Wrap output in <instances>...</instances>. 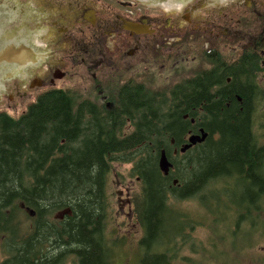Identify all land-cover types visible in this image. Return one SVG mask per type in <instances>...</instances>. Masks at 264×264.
I'll use <instances>...</instances> for the list:
<instances>
[{
	"label": "flooded vegetation",
	"instance_id": "1",
	"mask_svg": "<svg viewBox=\"0 0 264 264\" xmlns=\"http://www.w3.org/2000/svg\"><path fill=\"white\" fill-rule=\"evenodd\" d=\"M54 94H74L68 107L76 127L64 128L59 138L54 137L59 142L55 149L42 154L44 167L52 165L53 156L61 159L52 171L34 170L38 177L16 185L47 192L32 205L19 202L20 240H32L17 251L33 253L35 263L77 264L78 254L85 252V209L74 214L71 207L76 201L69 196L70 190L83 189L84 184L71 183V154L83 147L89 133H109L110 127L114 140L143 144L142 151H114V158L143 157L147 168L151 138L166 134L168 146L156 155L171 187L181 185L179 174H188L184 164L190 162L197 173L200 158L218 156L224 146L231 147V132H239V152L212 172L223 175L222 192L226 202L231 194L227 203L236 207L237 227L249 220L241 219V206H255L260 213L264 0H36L30 4L0 0V115L19 118L42 97ZM172 116L175 119L168 120ZM152 122L158 126L155 130ZM224 128L226 137L221 133ZM203 131L204 140L191 144ZM98 138L111 141L107 136ZM162 151L172 163L167 175L159 165ZM241 154L251 161H241ZM134 165V161H115L105 175L106 189L113 181L116 194H108L99 230L90 240L110 263L115 246L129 244L124 223L132 221L138 228L134 244L129 245L143 248L139 264L150 247L133 201V193L149 189V183L132 170ZM217 184L207 182L205 190ZM174 200L169 202L173 210L192 219V226H185V237L178 238L179 249L183 242L194 241L198 226L209 230L201 245L209 244L213 226L194 220L212 211L207 205L213 199L195 195L191 200ZM185 202L194 204L189 212L182 205ZM118 217L126 219L115 222ZM192 248L195 253L194 243Z\"/></svg>",
	"mask_w": 264,
	"mask_h": 264
},
{
	"label": "trees",
	"instance_id": "2",
	"mask_svg": "<svg viewBox=\"0 0 264 264\" xmlns=\"http://www.w3.org/2000/svg\"><path fill=\"white\" fill-rule=\"evenodd\" d=\"M73 101L74 94L66 97L59 94L46 95L39 100L36 106L19 118L6 113L0 115V238L3 239V247L8 250L7 258L0 264H32L29 254L17 251L18 247L26 246L32 240L31 238L20 240L18 230L23 212L19 202L24 200L27 205H32L35 199L47 195V192L38 191L35 188L20 189L16 185L20 182L29 183L33 177H38L39 175H36L34 170L49 172L57 166L61 159L53 156L52 165L44 167L45 158L42 154L55 149L59 142L54 137L59 138V134L64 128L70 130V128L76 127V124H72L68 107L69 102ZM159 113L168 114L170 112L161 111ZM170 119L175 118L172 116L168 118V120ZM156 127L158 126L152 122L151 129L155 130ZM221 133L225 137L229 135L225 128ZM87 136L83 147L77 153L72 152L70 164L71 183L74 185L84 184L83 189L70 190L71 201H76L71 208L77 216L81 209H85L88 224L87 246L85 252L82 251L78 254L77 264H111L108 260L109 256L98 250L90 238L98 232L99 224L105 214V200H108L109 197L107 185L105 186V175L111 172L109 168L114 167L115 161H134L135 165L132 170L149 183V189H140L133 193L137 221L147 233L146 240L150 243L141 264H175L180 250L178 238L185 237L188 231L185 226H192V219L173 210L169 202L175 201L174 199L191 200L195 195L206 200L213 199L212 197L217 198L218 193L223 191V175L213 173L212 168H222L229 158L233 159V153L239 152L240 133L231 132V147L224 146L218 156L200 158L197 173L191 170L190 162L184 164L188 171L187 178L183 180L182 175L179 174L181 185L176 187H171L169 177L164 176L157 165L156 152H160L163 147L167 148L168 146L166 134L151 138L149 168L144 165L143 157L114 158V151L143 150L142 142L135 140L133 144H128L114 140V127L109 128V133L93 132ZM98 136L111 137V141L99 139ZM240 149L242 150L241 147ZM230 152L231 155H228ZM240 158L243 162L251 161L250 156H246V154H241ZM196 174L199 176V180H197ZM207 182L218 184L210 190H205ZM53 193L55 192H48V195H53ZM207 208L210 209V205H207ZM256 211L258 208L253 206H241L238 213L241 215V219L246 218L253 222L251 227H254ZM210 213L212 211L203 214L215 223V218ZM186 222H188L187 225ZM214 223L210 224L214 226ZM76 224V230H78V220ZM90 224L91 226H89ZM34 264L45 263L34 262Z\"/></svg>",
	"mask_w": 264,
	"mask_h": 264
},
{
	"label": "rangeland",
	"instance_id": "3",
	"mask_svg": "<svg viewBox=\"0 0 264 264\" xmlns=\"http://www.w3.org/2000/svg\"><path fill=\"white\" fill-rule=\"evenodd\" d=\"M35 1L36 0H27L28 4L34 3ZM115 166L119 167L118 164ZM124 167L128 170L130 165L126 163ZM181 175L183 180L187 178L185 173H181ZM239 191L240 190L237 189V195ZM115 192L116 188H114V183L112 181L108 186L107 194L114 197ZM218 197H212L213 200L210 202L212 210L210 214L215 218V223L209 220L207 216L201 214L196 215V220H194L195 222L214 223L212 232L209 235V244L201 245L202 242L207 240L209 230L206 227L198 226L194 233V241L189 239L187 242H183L184 244L179 250L180 259L177 261L175 260V264H263L264 205L260 209V213L254 214V227H251L252 222L250 220L241 223L239 227H237L236 207L227 203L232 200L231 194H229L227 202L225 201L226 196L224 192L218 193ZM225 203L228 207L224 205ZM182 205L188 212L189 207L194 206V204L190 202L182 203ZM220 213H222V215H220ZM125 219L118 217L115 222L122 223ZM131 222L132 221L122 224V231L125 233L126 238H129L127 242L129 244H134L133 237L139 234V232L137 226L131 225ZM258 242L260 243L257 244ZM193 243L196 250L195 253L192 248ZM129 244H118V246H115L111 264H139L140 254H142L143 248L140 247V249L136 250L133 245ZM253 245H255L253 248L249 247ZM3 246V239L0 238V262H3L8 255V250Z\"/></svg>",
	"mask_w": 264,
	"mask_h": 264
},
{
	"label": "water",
	"instance_id": "4",
	"mask_svg": "<svg viewBox=\"0 0 264 264\" xmlns=\"http://www.w3.org/2000/svg\"><path fill=\"white\" fill-rule=\"evenodd\" d=\"M207 132L203 131L202 136H197L196 138L191 139V144L196 143L197 141L204 140V137L206 136ZM191 144H188L187 147L191 146ZM160 169L162 172L167 175L172 167V163L169 161L168 157L166 156L165 151H162V155L159 160ZM34 211L32 210V213Z\"/></svg>",
	"mask_w": 264,
	"mask_h": 264
},
{
	"label": "bare ground",
	"instance_id": "5",
	"mask_svg": "<svg viewBox=\"0 0 264 264\" xmlns=\"http://www.w3.org/2000/svg\"><path fill=\"white\" fill-rule=\"evenodd\" d=\"M38 191H44V190H39L38 189ZM85 213H86V226H87V228H88V224H87V212L85 211ZM102 218V217H101ZM93 220V219H92ZM92 222V221H91ZM89 226H91V224L89 225ZM76 228H77V224H76ZM23 254H29L30 255V257H29V259H30V261H31V263L32 264H34V262H35V255L33 254V253H31V252H22Z\"/></svg>",
	"mask_w": 264,
	"mask_h": 264
}]
</instances>
